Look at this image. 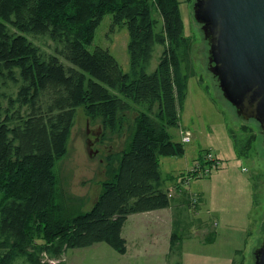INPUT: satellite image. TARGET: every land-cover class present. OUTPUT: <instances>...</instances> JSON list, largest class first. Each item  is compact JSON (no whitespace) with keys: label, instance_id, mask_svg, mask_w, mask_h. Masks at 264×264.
<instances>
[{"label":"trees","instance_id":"obj_1","mask_svg":"<svg viewBox=\"0 0 264 264\" xmlns=\"http://www.w3.org/2000/svg\"><path fill=\"white\" fill-rule=\"evenodd\" d=\"M106 14L113 27L127 29L129 73L108 50L86 49ZM24 34L48 35L69 66L55 55L43 58ZM193 43L183 34L178 0H0V82H19L6 109L0 105V264L18 258L49 264L68 249L101 242L125 254L127 218L167 208L173 216L169 255L180 258L178 232L194 224L206 231L205 242L214 240L212 223L195 218L202 198L192 202L193 195L167 189L172 177H163L159 164L184 153L168 129L178 126ZM156 44L163 49L147 73ZM130 103L143 109L128 128L131 138L114 175L88 211L66 216L56 203L53 167L66 154L77 110L99 121L102 136L119 137Z\"/></svg>","mask_w":264,"mask_h":264},{"label":"rangeland","instance_id":"obj_2","mask_svg":"<svg viewBox=\"0 0 264 264\" xmlns=\"http://www.w3.org/2000/svg\"><path fill=\"white\" fill-rule=\"evenodd\" d=\"M178 1L183 34L193 38L194 43L190 54L191 74L187 80L186 95L178 110V126L169 128L168 132L177 141L178 128L181 126L180 131L188 130L191 133V142L185 143V149L192 156H201L211 150L222 161L220 170L196 179L192 184L194 191L200 190L203 193L204 204L200 205L205 219L212 221L213 218V215L206 213L207 210L217 208L220 214L213 225L215 238L212 242H205L206 231L195 224L187 230L181 229L178 232L181 236V254L177 258L174 253L169 255L172 211L168 217L161 212L139 218L129 216L121 232L127 240L125 254H119L101 242L85 248L68 249L59 260L45 257L49 264H175L177 261L180 264H225L227 258L237 260V263L243 259V264H254L253 253L264 236V137L257 123L240 118L223 98L221 91L213 85L215 79L202 64L208 46L201 44L203 34L193 18L194 0ZM161 26L159 21L156 31ZM24 36L38 48L43 58L55 55L64 65L69 66L56 54L61 45L48 35ZM128 40L127 29L124 26L113 27L112 15L106 14L86 49L89 52L96 48L108 50L121 70L129 73ZM162 49L158 44L154 46L147 73L154 72ZM187 71L186 63L182 62L181 72L186 74ZM14 76L18 78L16 71ZM18 86V80L6 79L0 82V105L3 108L6 109L8 105V97L15 96ZM113 93L117 94L115 91ZM15 109L16 106L9 114H14ZM142 109L130 103L123 121L122 135L101 136V142L96 143L94 132L98 131L99 121H88L82 110H77L66 154L53 167L56 203L66 216L84 213L91 208L102 191V184L114 175L120 153L128 147L131 138L128 128L133 124L135 113ZM153 110H157L156 107ZM15 123L12 121L11 125ZM88 141L95 144L89 146ZM174 161L173 158H160L163 176L173 173ZM245 200L248 203L246 205ZM247 205L250 207L247 208ZM243 211L247 212L249 220L248 217L246 221L243 220ZM159 215H163L159 217L160 220L153 219ZM228 225L235 226L233 231L227 229ZM241 228H245L244 232L239 231ZM236 251L242 253L237 255ZM15 264L27 263L24 258H18Z\"/></svg>","mask_w":264,"mask_h":264},{"label":"water","instance_id":"obj_3","mask_svg":"<svg viewBox=\"0 0 264 264\" xmlns=\"http://www.w3.org/2000/svg\"><path fill=\"white\" fill-rule=\"evenodd\" d=\"M192 12L208 46L202 64L213 85L264 137V0H194ZM253 257L264 264V236Z\"/></svg>","mask_w":264,"mask_h":264},{"label":"crops","instance_id":"obj_4","mask_svg":"<svg viewBox=\"0 0 264 264\" xmlns=\"http://www.w3.org/2000/svg\"><path fill=\"white\" fill-rule=\"evenodd\" d=\"M180 129H181V126H179V128H178V133H177L178 136H179L178 140H177V141H174L173 138H172V140H173L174 142H179V143H181V141H180V135H179V131H180ZM171 137H172V136H171ZM190 142H191V141H190ZM182 145H183V148H184V153H183V155H182L181 157H164V158H173V159L176 160V161H174V162L172 163L173 173H171V174H166L165 176H163V177H167V176L172 177L171 180H167V182L165 183V187H166L167 189H173L174 186H175V184H176V183H175V182H176V179H177L178 177H180V176H181L184 172H186L188 169H190V168L193 166L194 162L200 157V156H196V157L192 156V154L189 153V150H186V149H185V145H186V144H182ZM214 155L220 160V158H219L216 154H214ZM220 161H221V160H220ZM222 166H223V164H222V161H221V166H220V168H219L218 170H220ZM218 170H216V171H218ZM216 171H214V172H216ZM214 172H212V173H214ZM212 173H211V174H212ZM211 174H210V175H211ZM210 175H208V176H210ZM205 177H207V176H205ZM205 177H199V178L191 179L190 182H189L187 185H185V186L183 187V189L181 190V192H179V193H180V194H181V193H188V194H191V195L196 196V197L200 196V197L202 198V201H204L203 193H202L200 190H196V191H194V190H193L194 187H192V184L194 183V180H196V179H201V178H205ZM202 204H204V202H202ZM202 204L200 205V209H199V211L196 213L195 218H198V219H200V220L203 221V222H211V223H212V226H213L214 223H216V217L220 216V214L217 212V208H213V209H211V210H207V212H206L208 215H213L212 221H211V220L209 221V220L205 219V217L202 215V210H201ZM246 204H248V203H247V200H245V205H246ZM249 204H250V202H249ZM245 207H246V206H245ZM249 207H250V206L247 205V208H249ZM247 208H246V210H247ZM156 212L164 213L165 216L168 217L169 214H170V212H171V209H170V208H167V209L156 210V211H151V212L139 213V214L131 215V217H132V216H135L136 218H139V217L142 216V215H146V214H150V213H156ZM247 212H248V210H247ZM247 212L243 211V213H242V215H241V217L243 218L244 221H246L247 217H248V220H249V215L247 216ZM211 213H212V214H211ZM160 216H163V215H159L158 217H157V216H154L153 219L158 218V219L160 220V218H159ZM142 218H143V217H142ZM167 221H168V219H167ZM216 226H217V224H216ZM198 227H200L201 229H203L201 226H198ZM233 227H235V226L228 225V228H227V229L233 231ZM244 229H245V228H241V229H239V231L244 232ZM242 232H241V233H242ZM125 240H126V239H125ZM126 241H127V240H126ZM235 261H237V260H235ZM232 262H233V260H231V258H227V260L225 261V264H232Z\"/></svg>","mask_w":264,"mask_h":264},{"label":"built area","instance_id":"obj_5","mask_svg":"<svg viewBox=\"0 0 264 264\" xmlns=\"http://www.w3.org/2000/svg\"><path fill=\"white\" fill-rule=\"evenodd\" d=\"M179 134L182 144L190 142V131L181 130ZM220 166L221 161L212 153L211 150H208L194 162L193 166L190 169H188L180 177L177 178L174 188H176L177 191H181L183 187L190 182L191 179L208 176L212 172L218 170ZM196 200V197L192 198V202H196Z\"/></svg>","mask_w":264,"mask_h":264},{"label":"flooded vegetation","instance_id":"obj_6","mask_svg":"<svg viewBox=\"0 0 264 264\" xmlns=\"http://www.w3.org/2000/svg\"><path fill=\"white\" fill-rule=\"evenodd\" d=\"M87 133H90L89 132V130H87ZM102 134H103V132H102V128H101V126L99 125V127H98V131H96V132H94V142L96 143V142H101V136H102ZM95 143H93V142H91V141H88L87 142V144L89 145V146H91V145H93V144H95Z\"/></svg>","mask_w":264,"mask_h":264}]
</instances>
